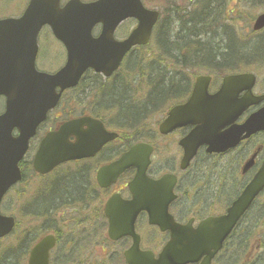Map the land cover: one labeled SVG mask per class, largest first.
Returning a JSON list of instances; mask_svg holds the SVG:
<instances>
[{
	"label": "water",
	"instance_id": "1",
	"mask_svg": "<svg viewBox=\"0 0 264 264\" xmlns=\"http://www.w3.org/2000/svg\"><path fill=\"white\" fill-rule=\"evenodd\" d=\"M158 17L159 11L144 7L142 0H98L90 3L70 0L64 7H61V0H31L23 17L0 20V46L3 43L10 47L19 43L27 44L29 46L27 57L30 60L33 76L38 83V95L34 100L36 121H26L23 114L16 111L20 101L14 96L8 101L6 114L0 116V201L10 186L20 180L21 171L18 163L28 148L27 143L33 135V129L46 117L48 110L58 102L60 94H57L56 88L64 90L75 86L87 69H95L96 72L105 76H112L129 50L136 45H147ZM128 18L137 19L138 25L124 41H117L114 38L115 29ZM47 24L52 26L57 38L63 40L68 52L66 67L56 74L37 72L34 68L38 32ZM98 24H102V32L99 37H94L92 29ZM262 28H264V14L258 16L254 23V30ZM16 37H20L21 42L13 41ZM4 59L11 58L0 57V95H11L15 93L13 88L18 79L17 76L8 73L5 67L3 68L1 63ZM224 81L221 90L212 96L207 93L209 78L199 77L195 82L193 95L189 102L183 106L174 107L160 126L161 133L168 134L178 126L188 123L197 124L195 132L181 142L185 149L184 165L190 162L196 153V148L201 144L208 143L210 152L225 151L229 146L238 143L244 132H246L244 136L249 137L252 133L264 130V108H261L244 124L232 126L224 133L221 132L226 125L219 115V106L223 102L232 103V106L238 108L240 113L241 110L259 103L264 98L263 96L256 97L251 91L256 82L255 76L251 73L227 76ZM241 90L248 92L243 100L239 101L236 100V95ZM230 94L233 95L232 98ZM186 108L195 109L197 115L200 116L199 119L196 117L192 120L189 116L181 121V115ZM237 115H234L230 122L236 119ZM30 126H32V131L24 134L23 131L29 130ZM16 127L21 130L18 138L11 135ZM71 137H75L74 142L71 141ZM117 137L118 134L106 131L100 120L87 116L73 119L43 139L34 160V167L40 173H47L64 161L95 155L107 141ZM151 152V147L146 144L141 143L131 147L119 161L102 168L98 173L99 179L103 180L106 175L116 177L131 165L139 164L138 160L141 158L139 155L142 156L144 164L137 178H144V171L149 163ZM138 167L141 168L140 165ZM263 188L264 164L253 182L244 190L243 195L233 202L234 204L226 215L221 218H210L197 231L195 237L199 248L208 254L213 248L218 250L222 240L231 232L254 197ZM14 225L12 216L8 217L0 213V238L10 233ZM160 225L165 227L167 224L160 223ZM173 228V233H184L183 228H177V226ZM51 242L53 239L48 236L37 244L32 252L30 264H45L48 258L46 253L53 246ZM179 254L174 244L169 245L160 259L157 261L151 259V264H180L176 258Z\"/></svg>",
	"mask_w": 264,
	"mask_h": 264
},
{
	"label": "flooded vegetation",
	"instance_id": "2",
	"mask_svg": "<svg viewBox=\"0 0 264 264\" xmlns=\"http://www.w3.org/2000/svg\"><path fill=\"white\" fill-rule=\"evenodd\" d=\"M39 34L36 68L46 72L59 70L61 67L57 65V67H47V64L42 65L44 60L42 52L48 46L50 51L57 48L59 55L62 56V61H60L62 66L67 59L66 47L55 38L49 26L44 27ZM236 51L241 52L243 50ZM198 55L201 54H196V56ZM26 71L27 68H24L23 72L26 73ZM213 76L210 92L216 93L222 83H217ZM257 92L258 94L264 93V89ZM71 93V89L63 92L60 103L51 110L48 118L37 128L35 137L30 140L29 151L36 152L40 147L41 139L48 132L60 127L64 120L72 118L73 104L69 99L72 96ZM0 99L3 102L2 112H4L7 97H1ZM186 101L184 100L183 103ZM262 105L264 104L244 112L238 123L243 122L250 115V112L256 111ZM193 128L190 125L184 126L173 131L170 135L162 136L165 139L159 142V144H162L161 149L153 135H149L145 140L140 141L149 143L154 147L151 164L146 171L151 181L160 180L165 175L177 176V182L173 188V194H177V198L168 205L170 214L176 222L181 224L191 222L195 227L201 220L210 216H220L232 203L226 206L224 198L207 200L203 192V189L208 187L207 185L199 187V189L195 187V190L198 189V191H193L196 182L193 183L189 180L192 177L190 169L198 161L201 154L207 155V148H200L201 150L194 162L186 170L180 167V160L184 154V150L180 145L179 152L173 154L171 148L176 143V138L179 137V144L181 138L185 137ZM15 134H17V131H15ZM159 137V139L162 138ZM129 147H125L124 144H107L95 157L69 162L73 166L72 170L58 177V181L56 180L50 188L51 193L49 190L43 191L42 186L33 190L30 195L33 202L32 208L36 206L41 208L42 213L40 214L46 218V224L40 229L43 233L52 234L56 238V246L49 253V264H130L128 257L131 256L130 250L134 246L136 235L110 236L109 228L111 223H114L119 227V230H124L126 226L130 225L136 212L134 229L140 241V250L153 251L157 256L167 244L170 233L162 232L157 226L149 224V211L145 207L147 204L154 207V201L160 198V188H165L167 185L145 186L142 179L141 184L137 187L138 199L135 203V196L130 184L138 175V170L133 166L121 173L120 177L108 186H102L98 180V171L118 160ZM209 155L231 158L236 168L241 170V175L238 178L244 179L246 185L264 161V132L257 133L251 138L241 141L239 145L225 153ZM29 158L28 161H31L33 156L30 155ZM252 158H254V165L249 171L244 172V166ZM21 168H23L24 180L13 188L16 196L20 194L18 186H21V183L24 184V190L28 193V189L35 180L53 175L59 169L58 167L53 172L41 177L34 171L32 162H28L25 166L22 165ZM227 182V179L224 178L220 180L223 190L230 185ZM199 183L201 184L202 181ZM254 205L249 211L254 209ZM36 239L34 244L41 238L37 237ZM226 244L229 246V242H226ZM246 244L248 248L256 246L257 240H249ZM227 251H229L228 247L223 250V260H220L219 264H227L228 258L225 257Z\"/></svg>",
	"mask_w": 264,
	"mask_h": 264
},
{
	"label": "rangeland",
	"instance_id": "3",
	"mask_svg": "<svg viewBox=\"0 0 264 264\" xmlns=\"http://www.w3.org/2000/svg\"><path fill=\"white\" fill-rule=\"evenodd\" d=\"M64 1H67V0H64ZM85 1H90V0H85ZM143 1H144L145 6L152 8V9L158 8L159 10H161L162 17H161V22L156 30V33L154 34V37L152 38L151 44L148 45L147 48L137 49L136 51H134L135 53L130 55L128 58L127 62L131 66L130 71L135 75V77L132 82V85H133L132 93L131 94L128 93L129 91L128 92L125 91V92H126V97H128V95L131 97L132 104H136L140 102L139 105L141 104L145 105V110L143 111L148 116V118H150V120L152 121L151 126L154 127V129H156L158 123L162 120L166 112V109L168 107L160 111L158 110L157 105L154 106V105H151V101L148 102L149 100L148 95L151 92V86L149 84L147 86L146 79H148L149 76L156 77V76H160L166 73L168 74V77H170L171 75H175L176 81H178V76L180 75L181 73L180 71L182 70V68L180 67L179 61L173 58L175 56L173 54L175 53L174 52L175 48L178 49V44L181 40L191 39L188 34V33H191L189 30H191L192 28H193L192 32L202 30V27L197 26V25L195 27H193L192 25L188 26L189 29L185 31L183 28L184 22H186V20L188 19L189 14L194 10L200 11L202 8V5L200 2L201 0H176L177 6H180L179 11H176L171 6L172 4L171 0H143ZM247 1L248 0H234L232 2V1L223 0L222 4L224 8L223 7L222 8H223L224 17L218 23L213 25L214 27L210 28L209 34L204 35L202 37L203 38L202 43L208 42L207 44H205V49H207V51L211 55H213V52H217L218 54H225L226 52V51L224 52L225 45L231 46V43L229 44V42L227 41V37L225 39L222 38L225 36L224 34L227 32L234 34V36H236L239 41H243L244 43H247L248 41L247 43L248 46H250L251 43L253 44L258 43V41L263 43V46H264V33L258 34L259 36L254 35L251 31V27H250L251 25H249L248 23L252 19L256 18L257 15L264 10V0H261L254 4H250ZM27 2L29 1L28 0H0V17L7 16V15L13 16V15L20 14V12L24 9V6L26 5ZM211 12L212 11H209L208 14H210ZM135 24H136V21L128 20V22H126L124 26L119 30L120 35L124 36L125 33L130 32L131 29L135 26ZM161 31H167L168 33L172 34V38L167 41V44H165L166 48L164 47L165 45L162 46L156 40L158 33H161ZM120 35L118 36L121 37ZM196 47L192 46V49L183 50L181 54L195 53ZM210 47L214 50L213 52L211 51V49H209ZM168 51L170 53H168ZM42 56L44 58L42 65L47 64L46 65L47 67L56 66L60 63V61H62L61 60L62 56L59 55V50L57 48H53L50 51L49 46H48L47 48L43 50ZM132 62H135L136 64L137 63L141 64V67H139L138 69V64H137V70H136L135 65L134 67H132ZM128 63H126V66L118 74V75H122V77L126 79L129 78L128 76L127 77L125 76L129 68ZM201 69H204V68H201ZM249 69L254 70L258 76L257 80L259 82H258V86L256 90L259 91L260 89H264V86H263L264 63L262 65H256V66L254 65L252 67H249ZM227 71L228 70L222 73H218V78L226 74ZM143 72L146 75H144ZM143 76L144 78H142V83H140L139 85H142V86L144 85L147 87H137L135 78L138 79V77H143ZM116 79H113V80H116ZM100 83L103 84L104 81ZM116 87H117L116 90L122 89L118 82H116ZM108 89L109 87L107 88V90ZM79 98H81L77 103V106L79 107V109H76L78 112H80L83 109V105L85 104V102L89 101L85 96L83 98L82 97H79ZM91 98L92 99L90 101L92 100L94 101L95 99H98V95L94 94L93 97ZM93 108H96L97 111L102 114L103 119L106 121H108L109 117L115 113V112H107L102 107H93ZM0 109H2V102H0ZM120 116L117 117V119H119ZM116 124L112 125L111 123H109V127H112L113 129L118 130L120 127H118V125ZM129 135L130 134L128 133H124L122 138L125 139ZM162 141L159 140V142H162ZM171 150H173V154L179 151L177 143H174ZM230 161H231V158L229 157H220L219 160L213 159V158H210L207 160L206 158L201 157L199 161H197V163L190 169L191 171L190 173H191L193 180H198L196 176L199 171L201 173V177H199V174H198V178H202L206 182L211 184L209 188L203 189V192L207 195V198H209L208 196L209 192L212 193V195H210L212 197H217L219 195L217 193L218 190L213 184L214 181H212V178L215 175L219 174L220 172L219 170L223 171V175L228 174L230 177L231 175L234 177L237 176V170L235 169V167L229 166ZM216 165L218 168H216L214 172L209 170L211 167H215ZM228 167H230V169H228ZM57 179L58 177H56V175L54 174L51 176L42 178L41 186H42L43 191L46 192L47 190H49V192L51 193L50 188L52 187L54 182H56ZM37 181L38 179L35 180V182H33L32 186L28 189L29 190L28 193L21 192L19 196H16L15 194L11 193L3 201L4 203L1 208L2 212L7 215H14L18 225H17L16 230L12 233V236H10L9 239L0 242V249L5 248L8 245L12 246L13 239L20 240L22 237L21 233H23L24 231L29 230L31 227L32 229L38 227L37 225H35L33 221L37 219V214L40 213L39 211L40 209H38V207L33 210L31 208L28 209V201H27ZM239 182L241 183V181ZM218 183L219 182H215V184H218ZM18 190L21 191V189H18ZM25 205H27V208L24 207ZM251 213L252 214H250L248 218L244 220V222L242 223V226L238 229V232H242L244 228H247L248 231L252 229L253 232H255L256 230L255 237L258 240V243H260L261 247L259 248L258 246H256L253 252H257L256 254H258V256L261 255L264 258V196L259 200L256 210ZM29 238L30 236H28V239ZM18 245L19 243H17L16 247H19ZM2 255L3 254L1 253L0 259L3 258ZM252 255L254 254H250L248 256L249 259L252 258ZM253 261H255V259Z\"/></svg>",
	"mask_w": 264,
	"mask_h": 264
},
{
	"label": "trees",
	"instance_id": "4",
	"mask_svg": "<svg viewBox=\"0 0 264 264\" xmlns=\"http://www.w3.org/2000/svg\"><path fill=\"white\" fill-rule=\"evenodd\" d=\"M213 1H215V0H208V2H206V3L210 4ZM171 2H172L171 6L176 11H179L180 6H177L176 0H171ZM200 2H201V5H203L204 0H201ZM216 2H217V0H216ZM217 17L218 16H216V15H212V16L209 15L208 17L207 16L202 17V22H200L202 24H200V25L211 26V24H213V22H215ZM198 19H200V18H198ZM191 20L196 21L197 19L192 18L191 16H189L188 19L186 20V22H184L185 25L188 24V23H191ZM204 33H207V31H205ZM202 35H204V34L203 33L194 34L192 36L193 40H192L191 43L188 42V40H186V39L181 40L179 42V44H178V49L175 48V51H174L175 53L173 55L177 56L183 50L192 49V46H197V48L204 49L205 51H207V49H205V47H203V45L205 46V44L202 43L203 42V40L201 39ZM224 35L225 36L222 37V38L225 39L227 37V41L229 42V44L231 43V46L225 45V47H224L225 49H232V50L236 51V49L240 48V47H242V48L249 47V46L244 47L242 45V43H239L235 39L231 40L232 37L227 36L226 33ZM171 36H172V34H169V35H168V33L162 34V32H161V33H158V35L156 37V40L159 42V44L164 46L165 44H167V41L170 40ZM262 44L263 43L259 42L257 44V46L260 47ZM252 45H254V44H252ZM164 47L166 48V45ZM209 49H211L212 52L214 51L211 47ZM168 53H170V52L168 51ZM173 58H175V57H173ZM218 58L221 59V56H215L214 55L212 57L213 60H216ZM137 64H135V69L136 70H137ZM139 67H141V64H138V69H139ZM143 74H144V72H143ZM144 75H146V74H144ZM142 78H144V76L143 77H138V79L135 78L136 83H137L136 84L137 87H147L148 84L151 86V92L148 95L149 96L148 102L151 101V105H154V106L157 105L158 109L165 108L166 106H165V104L163 102L164 99L167 96L168 97H172L174 95H177V92L179 93L178 88L180 87V85H182L181 83L176 81L175 75H171L170 77H168V74H166V73L162 74L160 76H156V77L149 76V78L146 79L147 86L139 85L140 83H142ZM125 91L126 92L129 91L128 93L131 94L132 89H131V87H128V89H125V90H122V89L115 90L114 89L112 92H109L108 94H107V92H108L107 91L105 96H107L106 97L107 101L112 104V105L109 104V106L115 107V105L118 104V106H119L118 108H120V110H121L120 111V115L122 116L121 119H123L127 124H129L130 122L133 121V119H138L137 117H139L140 114H142V115L145 114V112L143 111V110H145V105H142V104L139 105L140 102L136 103V104H132L131 103V97L129 95H128V97H126V92ZM102 93H103V97H105L104 96L105 92L102 91ZM146 98H147V96H146ZM175 99H177V96H175V98H173L171 101H169V103L172 102ZM137 105H139V106H137ZM129 134H130L129 137H132L133 134L132 133H129ZM2 264H9V263H8V261H6V262H2Z\"/></svg>",
	"mask_w": 264,
	"mask_h": 264
},
{
	"label": "bare ground",
	"instance_id": "5",
	"mask_svg": "<svg viewBox=\"0 0 264 264\" xmlns=\"http://www.w3.org/2000/svg\"><path fill=\"white\" fill-rule=\"evenodd\" d=\"M189 36H190L191 39H188V42L191 43V41L193 40V39H192V35H189ZM227 36H229V34H227ZM231 40H233V38H231ZM177 56H178V55H177Z\"/></svg>",
	"mask_w": 264,
	"mask_h": 264
}]
</instances>
